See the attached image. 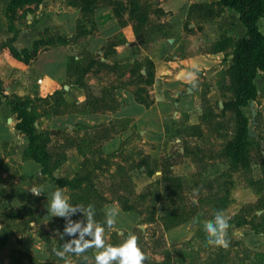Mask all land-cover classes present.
<instances>
[{"label": "rangeland", "instance_id": "1", "mask_svg": "<svg viewBox=\"0 0 264 264\" xmlns=\"http://www.w3.org/2000/svg\"><path fill=\"white\" fill-rule=\"evenodd\" d=\"M101 1L122 31L99 52L82 40L62 81L29 89L46 173L25 158L16 114L0 107V264H96L94 246L58 255L71 239L60 235L65 218L48 211L58 189L93 206L105 245L135 236L143 264H264V71L254 77L256 97L237 106L229 69L241 25L229 17L234 38L222 34L191 55L167 40L156 0ZM84 15L77 33L97 28ZM258 24L264 34V20ZM157 76L184 81L158 84ZM239 111L247 135L236 160L228 146ZM109 210L117 213L111 226ZM218 214L228 220L225 244L209 243L205 232ZM72 219L85 217L78 210Z\"/></svg>", "mask_w": 264, "mask_h": 264}, {"label": "crops", "instance_id": "2", "mask_svg": "<svg viewBox=\"0 0 264 264\" xmlns=\"http://www.w3.org/2000/svg\"><path fill=\"white\" fill-rule=\"evenodd\" d=\"M10 1L0 0V43L8 41L19 52L25 51L30 56L27 60L17 59L8 47L0 48V82L4 94L23 99H29L32 85H37V91H41L51 83L62 81L67 56L73 55L71 48L74 49L82 40H89L88 51L99 52L111 37L123 29L112 5L101 0H28L14 5L9 20L6 10ZM156 1V7L161 11L159 21L167 23L171 31L172 38L167 40L183 53L196 55L200 47L212 44L222 34L234 38L232 18L241 25L245 34L238 12L218 3L220 0ZM85 13H90L89 23L97 28L89 32L86 31L88 26H82L77 33V25L87 22ZM127 16V13L122 14V19ZM162 80H167L169 85H181L184 81L181 77H155L158 84ZM2 105L12 112L4 97L0 101V107Z\"/></svg>", "mask_w": 264, "mask_h": 264}, {"label": "trees", "instance_id": "3", "mask_svg": "<svg viewBox=\"0 0 264 264\" xmlns=\"http://www.w3.org/2000/svg\"><path fill=\"white\" fill-rule=\"evenodd\" d=\"M27 1L11 0L9 2L6 10L9 20L12 17L14 5ZM220 2L237 11L239 20L245 27V34L238 39L233 52V62L229 69V87L234 94L235 104L245 106L256 97L257 89L254 82L256 73L264 71V34L258 24L260 18L264 20V0H220ZM2 47H8L10 53L17 59L27 60L30 56L25 51L19 52L8 41L0 43V48ZM3 97L8 101L10 110L16 114L15 129L27 139L24 149L25 158L38 163L41 166V171L46 173L49 153L46 148V139L41 137L35 129L36 119L29 111L31 100L4 94L0 82V101ZM238 116L237 138L228 146L229 152L236 160L240 159V155L245 149L247 135V117L242 111L238 112Z\"/></svg>", "mask_w": 264, "mask_h": 264}, {"label": "clouds", "instance_id": "4", "mask_svg": "<svg viewBox=\"0 0 264 264\" xmlns=\"http://www.w3.org/2000/svg\"><path fill=\"white\" fill-rule=\"evenodd\" d=\"M33 192L39 195L41 192L33 188ZM48 211L52 216L63 217L66 223L61 238L64 235L71 237L64 243L63 250L58 255L63 256L66 252L83 253L90 247L100 249L96 255V264H143L145 255L137 246L136 237L130 236L127 240L115 246H107L102 238L103 227L98 226L94 220V208L91 204L85 209L80 204L73 203L69 196L64 194L63 189L53 193L52 199L48 201ZM83 212L85 219L73 220L72 216L77 211ZM115 210L107 213V225L115 222ZM228 220L223 215H216L214 222L205 225V232L209 237V243L225 244V230Z\"/></svg>", "mask_w": 264, "mask_h": 264}, {"label": "bare ground", "instance_id": "5", "mask_svg": "<svg viewBox=\"0 0 264 264\" xmlns=\"http://www.w3.org/2000/svg\"><path fill=\"white\" fill-rule=\"evenodd\" d=\"M33 168V167H32Z\"/></svg>", "mask_w": 264, "mask_h": 264}]
</instances>
